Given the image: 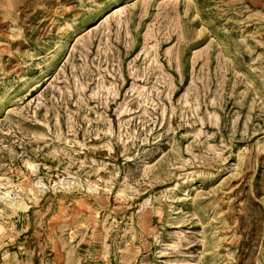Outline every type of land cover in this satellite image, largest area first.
I'll use <instances>...</instances> for the list:
<instances>
[{"label":"rangeland","instance_id":"1","mask_svg":"<svg viewBox=\"0 0 264 264\" xmlns=\"http://www.w3.org/2000/svg\"><path fill=\"white\" fill-rule=\"evenodd\" d=\"M0 264H264V0H0Z\"/></svg>","mask_w":264,"mask_h":264}]
</instances>
